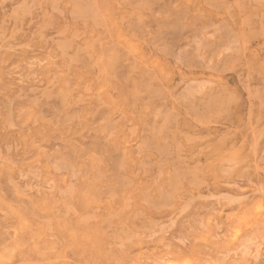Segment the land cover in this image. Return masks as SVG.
<instances>
[{
  "label": "rangeland",
  "instance_id": "1",
  "mask_svg": "<svg viewBox=\"0 0 264 264\" xmlns=\"http://www.w3.org/2000/svg\"><path fill=\"white\" fill-rule=\"evenodd\" d=\"M0 264H264V0H0Z\"/></svg>",
  "mask_w": 264,
  "mask_h": 264
},
{
  "label": "bare ground",
  "instance_id": "2",
  "mask_svg": "<svg viewBox=\"0 0 264 264\" xmlns=\"http://www.w3.org/2000/svg\"><path fill=\"white\" fill-rule=\"evenodd\" d=\"M24 14V13H23ZM23 16V15H22ZM21 16V17H22ZM184 21V20H183ZM233 36V35H232ZM237 39V38H236ZM235 41V40H234ZM237 43V42H236ZM233 45H235V44H233ZM178 54V53H177ZM196 69H198V67L196 68ZM204 84V83H203ZM26 93V92H25ZM186 95V94H185ZM164 119V118H163ZM161 123V122H160ZM157 153V152H156ZM203 158V157H202ZM120 159V158H119ZM119 161V160H118ZM200 161H202V160H200ZM60 164V163H59ZM117 165H119V163L117 164ZM73 169V168H72ZM122 180V179H121ZM205 192V191H204ZM202 194V193H201ZM164 195V194H163ZM166 195V194H165ZM168 195H169V193H168ZM168 197V196H167ZM168 199V198H167ZM200 223V222H199ZM215 225V224H214Z\"/></svg>",
  "mask_w": 264,
  "mask_h": 264
}]
</instances>
